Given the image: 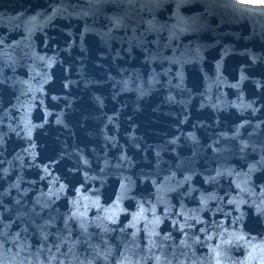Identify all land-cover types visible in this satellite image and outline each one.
Returning a JSON list of instances; mask_svg holds the SVG:
<instances>
[{
    "label": "water",
    "instance_id": "water-1",
    "mask_svg": "<svg viewBox=\"0 0 264 264\" xmlns=\"http://www.w3.org/2000/svg\"><path fill=\"white\" fill-rule=\"evenodd\" d=\"M0 264H264V0H0Z\"/></svg>",
    "mask_w": 264,
    "mask_h": 264
},
{
    "label": "rangeland",
    "instance_id": "rangeland-1",
    "mask_svg": "<svg viewBox=\"0 0 264 264\" xmlns=\"http://www.w3.org/2000/svg\"><path fill=\"white\" fill-rule=\"evenodd\" d=\"M259 1V0H258Z\"/></svg>",
    "mask_w": 264,
    "mask_h": 264
}]
</instances>
